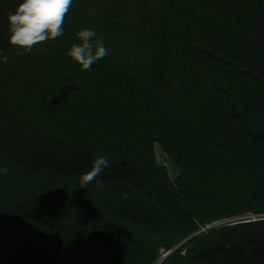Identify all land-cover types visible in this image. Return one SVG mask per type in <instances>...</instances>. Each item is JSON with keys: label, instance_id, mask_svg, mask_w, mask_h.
<instances>
[{"label": "trees", "instance_id": "trees-1", "mask_svg": "<svg viewBox=\"0 0 264 264\" xmlns=\"http://www.w3.org/2000/svg\"><path fill=\"white\" fill-rule=\"evenodd\" d=\"M17 2L0 0V264H264V220L206 229L264 213V0H73L30 50L8 42ZM83 28L109 50L88 71L66 55Z\"/></svg>", "mask_w": 264, "mask_h": 264}, {"label": "clouds", "instance_id": "clouds-1", "mask_svg": "<svg viewBox=\"0 0 264 264\" xmlns=\"http://www.w3.org/2000/svg\"><path fill=\"white\" fill-rule=\"evenodd\" d=\"M73 0H18L14 9L7 15L8 42L16 47L30 50L34 45L47 40H55L64 35V19ZM80 43L73 44L66 55L82 71H88L98 60L108 54L103 40L96 39L93 28L79 31ZM109 161L106 156L94 158L90 168L81 174V188L99 182L98 177L104 172ZM0 171H6L2 169Z\"/></svg>", "mask_w": 264, "mask_h": 264}, {"label": "rangeland", "instance_id": "rangeland-1", "mask_svg": "<svg viewBox=\"0 0 264 264\" xmlns=\"http://www.w3.org/2000/svg\"><path fill=\"white\" fill-rule=\"evenodd\" d=\"M156 157L159 163L163 164L164 166L167 167L169 174L171 175V177H174L177 173V168L174 166V164L172 163V161L167 158L163 151L159 148L158 145H156ZM264 220V213H247L245 215H238V216H233L231 218H227L224 219L220 222H215L214 224H212L211 226L206 227V229L215 227H224L227 225H236L239 223H248V222H256V221H261ZM205 229H203L204 231ZM163 260H161L160 262H162ZM159 262V263H160ZM157 263V264H159Z\"/></svg>", "mask_w": 264, "mask_h": 264}]
</instances>
